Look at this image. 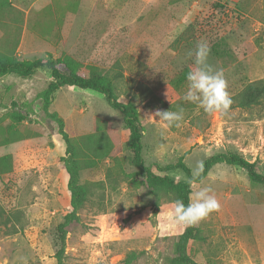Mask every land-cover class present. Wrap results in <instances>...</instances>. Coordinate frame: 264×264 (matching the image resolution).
Instances as JSON below:
<instances>
[{
	"label": "rangeland",
	"instance_id": "1",
	"mask_svg": "<svg viewBox=\"0 0 264 264\" xmlns=\"http://www.w3.org/2000/svg\"><path fill=\"white\" fill-rule=\"evenodd\" d=\"M22 11V29L0 15V50L22 59L71 55L87 75L121 71L120 100L139 107L146 165L167 167L181 158L191 170H158L187 182L193 196L210 187L220 203L195 226L187 254L204 264H264V186L246 170L218 163L196 181L194 170L214 154L238 153L264 174V111L232 108L206 113L183 99L186 74L198 42L210 48L208 63L222 69L230 96L264 79V0H10ZM192 53L190 56L189 53ZM51 70L30 77H0V157L12 170L0 173V264H171L187 226L169 219L173 201H158L145 177L135 174L130 132L105 95L61 88L48 109L40 96ZM183 109L179 127H164L157 110ZM103 122L114 149L81 171L89 200L71 210L66 143Z\"/></svg>",
	"mask_w": 264,
	"mask_h": 264
},
{
	"label": "trees",
	"instance_id": "2",
	"mask_svg": "<svg viewBox=\"0 0 264 264\" xmlns=\"http://www.w3.org/2000/svg\"><path fill=\"white\" fill-rule=\"evenodd\" d=\"M12 16L11 24L6 26L20 31L24 22L21 10L15 8L10 0H0V15ZM47 67L51 70L52 81L49 86L41 92L40 96L44 102V108L48 109L54 94L61 88L79 87L97 91L105 95L110 106L119 110L124 116V124L130 132V149L132 151V163L136 167L135 174L145 177V186L148 192L156 197L158 201L165 198L168 201L182 200L186 205L189 203L192 189L187 182L175 181L169 175H161L158 170H171L181 168L191 173L190 168L181 158L174 164L161 167L158 164L146 165L143 158L142 129L140 126V111L135 101L130 98L127 101L120 100L119 81L123 73H103L95 66L89 65L87 75L80 72L81 64L71 55L64 54L60 58L45 59H22L12 52L0 50V77L7 74H18L21 77L32 76L39 68ZM232 104L229 109L241 108L247 111H264V79L249 82L238 93L231 96ZM59 122V133L63 137L67 149L62 157L64 167L69 175L68 190L71 195V210L77 212L83 208L89 200V186L81 181L80 173L87 168L95 167L101 159L110 157L114 149L111 139L103 122L97 123L96 130L92 133L80 136H70L65 129V122L57 113L51 114ZM14 141L13 138L0 140V146ZM218 163L240 166L247 171L253 183L264 186V174L259 172L256 163L251 162L238 153L214 154L202 163V171L196 176V181L203 180L212 167ZM13 161L10 154L0 157V173L12 170ZM6 216L5 209L0 205V219ZM197 236L195 226H187L178 242V255L171 260V264H204L190 259L187 246L190 240ZM61 264V263H60Z\"/></svg>",
	"mask_w": 264,
	"mask_h": 264
},
{
	"label": "clouds",
	"instance_id": "3",
	"mask_svg": "<svg viewBox=\"0 0 264 264\" xmlns=\"http://www.w3.org/2000/svg\"><path fill=\"white\" fill-rule=\"evenodd\" d=\"M210 48L206 42H198L194 52V67L186 74L187 91L183 99L196 104L206 113H225L229 110L232 99L227 91V82L222 69H214L208 63ZM191 56L192 53L190 52ZM155 116L164 127H179L183 120V109L178 111L157 110ZM202 165L194 170L193 176H199ZM210 187H203L195 191L186 205L182 200H175L169 212V219L178 225L193 226L218 211L220 203L211 194Z\"/></svg>",
	"mask_w": 264,
	"mask_h": 264
}]
</instances>
